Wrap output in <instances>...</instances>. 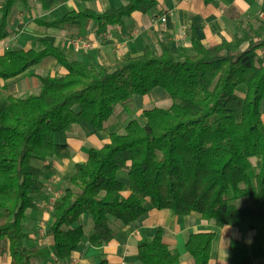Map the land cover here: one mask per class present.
<instances>
[{"label": "trees", "instance_id": "16d2710c", "mask_svg": "<svg viewBox=\"0 0 264 264\" xmlns=\"http://www.w3.org/2000/svg\"><path fill=\"white\" fill-rule=\"evenodd\" d=\"M16 1L1 5L0 39L10 33L8 16ZM156 4L129 0L100 13L72 11L39 23L59 27L86 17L99 22L101 30ZM192 46L191 54H174L160 42L158 51L147 45L141 54L97 67L68 60L46 40L0 55L2 80L49 56L67 71L39 75V91L24 96L5 95L0 85V254L8 252L12 264H33L51 255L66 261L86 236L101 249L94 264H108L102 248L115 237V225L133 223L152 209L197 212L218 227L246 223L256 232L254 241L263 244L264 22L258 28L248 24L231 40L214 45L203 44L193 33ZM156 87L167 92L171 105L144 109V124L132 118L123 131L110 134L109 142L90 148L53 202V244L25 246L26 211L36 206L34 196L45 187L38 162L69 155L56 134L78 122L102 130L117 105L132 115L133 97ZM119 172L126 173V183ZM214 237L213 231L188 236L185 248L194 264H208ZM229 247L232 264H251L248 244L232 239ZM137 257L142 264H180L179 252L165 243L160 227L137 243Z\"/></svg>", "mask_w": 264, "mask_h": 264}, {"label": "crops", "instance_id": "0c3cea01", "mask_svg": "<svg viewBox=\"0 0 264 264\" xmlns=\"http://www.w3.org/2000/svg\"><path fill=\"white\" fill-rule=\"evenodd\" d=\"M3 1L0 0V22ZM128 1L57 0L45 5L47 0H17L8 16L10 33L0 39V55L8 49L28 50L35 41L46 40L62 49L70 61L95 67L111 66L125 54H141L147 45L158 51L160 42L167 44L174 54H191L193 33L203 44L214 45L223 39L231 40L248 29V24L258 28L260 21L264 22V0H212L210 3L204 0H157L156 6L149 11H135L122 23L107 25L101 30L99 22L86 17L59 27L39 23L61 18L72 11L91 9L100 13L118 8ZM163 15L166 20L161 23L157 17ZM66 72L55 57L49 56L16 77L0 79V85L4 87L5 95L24 96L39 91V75H64ZM171 102L167 92L156 87L146 95L133 97L132 115L123 105H117L102 130L96 131L86 122H78L70 130L57 133L56 142L66 144L69 155L38 162L44 172V185L48 184L50 190L44 187L34 196L36 206L26 211L23 222V230L27 234L25 246L48 247L53 244L50 229L53 202L63 195L74 174L75 164L87 160L90 148H99L109 142L110 134L123 131L132 118L144 124L143 110L149 106L164 104L168 107ZM261 117L264 123V99L261 102ZM118 174L126 183V173ZM82 222H87L85 215ZM159 227L163 230L165 243L179 252L180 264H194L185 243L190 234L203 231L215 232L208 264H232L229 247L232 239L249 245L251 264H264V242L261 245L254 241L256 232L249 229L246 223L218 227L214 220H206L197 212L177 215L170 209H152L133 223L116 224L115 237L102 248L108 264H142L137 257V243L153 237ZM100 251L83 236L68 260L59 261L51 255L46 260H35L33 264H94L101 259ZM0 264H12L8 252L0 254Z\"/></svg>", "mask_w": 264, "mask_h": 264}, {"label": "built area", "instance_id": "2783aa9c", "mask_svg": "<svg viewBox=\"0 0 264 264\" xmlns=\"http://www.w3.org/2000/svg\"><path fill=\"white\" fill-rule=\"evenodd\" d=\"M157 18H158V20H159L161 23L165 22V20H166V16H165V15L161 16L160 18H159V17H157ZM154 19H155V18H154ZM45 189H46V190H50V187H49L48 184L45 186Z\"/></svg>", "mask_w": 264, "mask_h": 264}, {"label": "rangeland", "instance_id": "374dc122", "mask_svg": "<svg viewBox=\"0 0 264 264\" xmlns=\"http://www.w3.org/2000/svg\"><path fill=\"white\" fill-rule=\"evenodd\" d=\"M239 94H241V95L243 94V89H240ZM161 105L163 106L164 104H158V106H161ZM149 107H153V106H149Z\"/></svg>", "mask_w": 264, "mask_h": 264}]
</instances>
